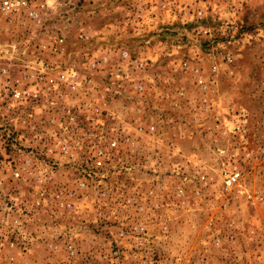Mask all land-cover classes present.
Segmentation results:
<instances>
[{
  "label": "rangeland",
  "instance_id": "1",
  "mask_svg": "<svg viewBox=\"0 0 264 264\" xmlns=\"http://www.w3.org/2000/svg\"><path fill=\"white\" fill-rule=\"evenodd\" d=\"M4 1L0 264H264V0Z\"/></svg>",
  "mask_w": 264,
  "mask_h": 264
},
{
  "label": "built area",
  "instance_id": "2",
  "mask_svg": "<svg viewBox=\"0 0 264 264\" xmlns=\"http://www.w3.org/2000/svg\"><path fill=\"white\" fill-rule=\"evenodd\" d=\"M22 2L23 4H25L26 2L25 1H20V0H16V1H9V0H5L4 1V4H16V3H20Z\"/></svg>",
  "mask_w": 264,
  "mask_h": 264
}]
</instances>
